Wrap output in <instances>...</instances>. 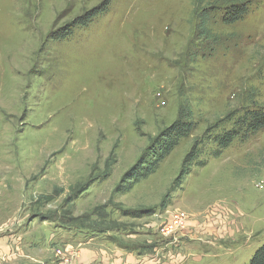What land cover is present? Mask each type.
<instances>
[{
    "label": "rangeland",
    "instance_id": "obj_1",
    "mask_svg": "<svg viewBox=\"0 0 264 264\" xmlns=\"http://www.w3.org/2000/svg\"><path fill=\"white\" fill-rule=\"evenodd\" d=\"M228 1L0 0L6 264H249L264 243V129L219 156L205 139V164L176 181L194 141L264 107V0L226 25ZM208 5L206 40L195 9ZM181 107L190 136L147 178H124Z\"/></svg>",
    "mask_w": 264,
    "mask_h": 264
},
{
    "label": "trees",
    "instance_id": "obj_2",
    "mask_svg": "<svg viewBox=\"0 0 264 264\" xmlns=\"http://www.w3.org/2000/svg\"><path fill=\"white\" fill-rule=\"evenodd\" d=\"M248 0L237 2L229 0L225 3L224 10L220 15V20L226 25L234 24L241 21L247 15ZM104 10V9H103ZM101 7H96L84 15H81L73 20V22L66 27H63L58 32L54 33V38L61 40L70 35L76 27H86L92 22L94 17L103 11ZM199 10V11H197ZM197 30H200L197 35L206 40L210 37V30L208 28L209 19L215 12L213 5L195 9ZM195 31V32H196ZM230 124L229 129L220 131L219 133L212 134L209 130L205 137H201L193 142L190 150L186 153L182 161V167L176 181L182 180L189 174L193 166L201 167L205 161L200 160L199 146L205 139L215 143V149L211 152L213 156H219L220 153L228 147L235 140H245L252 134H255L264 129V107H251L244 106L241 109H236L228 114L223 121ZM195 122L192 119L189 110L180 108L176 120L169 126L160 131L155 136L145 153H143L138 161L124 174V178L139 181L140 179L147 178L149 175L156 172L159 164L180 144V142L190 136L195 129ZM204 136V135H203ZM249 264H264V243L261 244L253 256Z\"/></svg>",
    "mask_w": 264,
    "mask_h": 264
},
{
    "label": "crops",
    "instance_id": "obj_3",
    "mask_svg": "<svg viewBox=\"0 0 264 264\" xmlns=\"http://www.w3.org/2000/svg\"><path fill=\"white\" fill-rule=\"evenodd\" d=\"M9 248L7 247V246H5V241H4V238L3 237H1L0 236V264H6V255H5V253L7 254V253H9ZM13 255H15V259L16 258H22V257H26V258H30V259H32V257H30V255L28 254V252H16L15 254H13ZM102 261L104 260L105 261V259H106V255L105 254H103L102 255ZM94 258V257H93ZM81 259H82V261L80 262V264H82V262H84V264H87L89 261H87V260H84V258L83 257H81ZM108 260V259H107ZM42 261H43V263H42ZM42 261H38V264H52V261L51 262H49V261H47L46 263L44 262L45 260H42ZM87 261V262H86ZM13 262V261H12ZM14 263V262H13ZM103 263V262H102ZM54 264V263H53ZM106 264H108V262L106 263ZM110 264H118V261H114V262H112V263H110Z\"/></svg>",
    "mask_w": 264,
    "mask_h": 264
},
{
    "label": "built area",
    "instance_id": "obj_4",
    "mask_svg": "<svg viewBox=\"0 0 264 264\" xmlns=\"http://www.w3.org/2000/svg\"><path fill=\"white\" fill-rule=\"evenodd\" d=\"M263 183H264V182L261 180V182H260L259 185L262 186ZM176 217H177V216H175V220H174V222L172 223L173 226L170 224L169 226H166V227H165V230L163 229V231H164L165 234L170 233V232L172 231V229H173L175 226H177L178 224L183 223V219H181V220H179V221H176ZM182 226H183V225H182Z\"/></svg>",
    "mask_w": 264,
    "mask_h": 264
}]
</instances>
